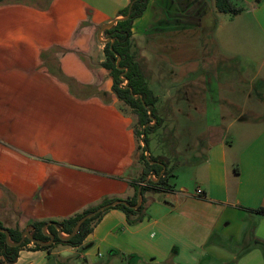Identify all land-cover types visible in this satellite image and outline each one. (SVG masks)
<instances>
[{"label":"crops","instance_id":"0c3cea01","mask_svg":"<svg viewBox=\"0 0 264 264\" xmlns=\"http://www.w3.org/2000/svg\"><path fill=\"white\" fill-rule=\"evenodd\" d=\"M232 2L242 9L237 15L219 12L215 0H150L134 21L133 41L166 23L181 31L203 27L212 34L214 57L238 61L250 92L259 95L264 93V0ZM129 3L52 0L47 7L7 0L0 5V222L6 228L30 232L35 220H62L106 197L134 195L131 183L145 168L138 159L137 118L123 111L112 93L110 71L87 66L78 53L88 50V36L97 27L121 17ZM213 17L205 26L200 22ZM210 59L188 83L186 124L176 119L173 130V118H164L152 134L161 142L163 131L168 141V149L151 150L149 143V154L169 158L173 188L145 195L144 220L129 225L124 212L109 209L82 245L37 250L31 243L14 264H264L258 243L264 242V214L254 211L264 208V121L238 124L236 119L223 126L226 98L219 79L210 75ZM219 63L224 62L212 69L218 73ZM49 68H60L76 92L94 85L112 101L71 93L69 83ZM166 102L158 109L162 117L174 114L179 103L173 92Z\"/></svg>","mask_w":264,"mask_h":264},{"label":"trees","instance_id":"16d2710c","mask_svg":"<svg viewBox=\"0 0 264 264\" xmlns=\"http://www.w3.org/2000/svg\"><path fill=\"white\" fill-rule=\"evenodd\" d=\"M7 0H0V5L6 3ZM52 0H48L47 7ZM150 0H130L132 4L131 14L128 19L118 20L116 25L111 29L106 30L103 34L108 43L104 44L103 52L104 59L101 66L110 71L112 78L111 91L115 97L121 102L123 111H130L137 116V126L134 129L135 137L139 142L138 159L144 161V174L139 180L131 183L135 193L131 198H120L116 196L106 197L96 205H92L68 218L62 220L51 221L48 225V234L44 233L43 228L48 223L47 221L35 220L30 226V233L34 239L40 240L42 243H33L34 248L39 250H50L53 246L61 244L64 246L78 247L82 245L84 240L92 233L95 224L100 221L103 215L109 209H118L125 213L129 225H136L144 220L146 217V197L147 193H160L171 191L172 186L169 184V177L171 170L169 168V158L166 156H153L150 153L149 158L146 152L149 151L150 137L149 135L155 133L165 122L164 117L159 114L157 103L159 101L158 95L150 88L147 81V74L145 67L140 60V55L133 46H136L133 41V24L134 21L143 16ZM129 3V5H130ZM129 5L122 9L120 16L125 17L129 10ZM216 8L219 12L231 13L233 15L239 14L242 9L234 5L232 0H215ZM44 57V53H43ZM118 58H121L119 68L117 67ZM61 80H64L69 85V91L78 96V92L83 93L86 97L90 95H98L105 103L112 101L111 96L100 90L94 85L79 86L76 92L71 85V82L66 78L61 69L58 68L54 72ZM137 96V97H136ZM80 97V96H79ZM151 112V114H149ZM155 122V123H153ZM144 135V137H143ZM142 143V144H140ZM144 144V145H143ZM151 173L157 176V180L147 179ZM141 188L142 205L138 209L127 207L124 204H117L96 216L86 220L79 228L77 233L69 238H63L61 233L69 236L80 218L84 215L96 210L98 207L110 204L114 201L120 200L134 206L138 201V190ZM264 214V208L254 210ZM2 229L9 231V240L7 235L2 232ZM61 230V233L59 232ZM54 236V241H51V236ZM23 237V232L19 229L6 228L0 222V264H14L18 258L22 247L31 244V240L25 238L20 246H15L11 243H18ZM264 247V242L258 241Z\"/></svg>","mask_w":264,"mask_h":264},{"label":"rangeland","instance_id":"374dc122","mask_svg":"<svg viewBox=\"0 0 264 264\" xmlns=\"http://www.w3.org/2000/svg\"><path fill=\"white\" fill-rule=\"evenodd\" d=\"M11 3L16 1H23L24 3H37L39 5H47L46 0H8ZM214 1V0H213ZM216 20L215 17L212 19H204L201 23L211 22ZM202 25V24H201ZM134 26V25H133ZM101 26L97 27L95 31L88 36L90 39L88 50L83 51V60L87 66L91 68L102 67L101 61H103L105 55L103 52L104 43L100 42L97 38V33ZM159 29L152 30L150 34H139L134 38V41H141V46H133L134 50L140 55V60L145 67L147 74V81L150 88L160 97L157 103V108H165L167 106L166 96L169 92H173L176 96L177 104L176 111L173 113L164 114V118H173V130L176 129V119H180L183 124H186V92L189 82L194 76L200 75L202 64L204 60H209V69L214 71L210 75L214 79H219L221 85V92L224 94L226 101V113L223 119V126L227 127L228 124L237 119L238 124H243L254 121L255 124L264 121V93L257 95L256 91L250 92L251 84L245 80L246 74L242 72L240 75V67L233 63L234 59L229 61H222L223 68L219 71L212 70L216 63L220 62L217 60L216 49L212 42V34H206L203 27H197L193 30H177L179 29L172 23H166L158 26ZM103 39H107L105 35H102ZM145 38V39H144ZM145 55V56H144ZM215 61L214 64L212 61ZM108 73V72H107ZM106 73V74H107ZM100 77V76H99ZM106 77H109V73ZM259 85V82L256 83ZM255 84V86H256ZM101 98V97H100ZM259 103L257 104V101ZM253 104H257L256 111L253 109ZM255 111L259 114H254ZM132 114L130 111H128ZM137 118L135 114H132ZM257 118V119H256ZM260 120V121H257ZM235 124V123H234ZM232 134V132H230ZM161 142H157L152 134L149 135L151 142L150 148L154 150L159 146L168 149L169 144L165 139L163 131H160ZM108 256V252L106 253Z\"/></svg>","mask_w":264,"mask_h":264},{"label":"water","instance_id":"95a60500","mask_svg":"<svg viewBox=\"0 0 264 264\" xmlns=\"http://www.w3.org/2000/svg\"><path fill=\"white\" fill-rule=\"evenodd\" d=\"M132 4H133V3H130L128 13H127V15H126L125 17H123V16L118 17V18H116L115 20H112L111 22H108V23H106V24H104V25H102V26L100 27V29H99V31H98V33H97V38H98V40H99L100 42H103L104 44L108 43L109 39H106V40H105V39L102 38L103 33H104L106 30L111 29L114 25H116V23H117L118 20H121V19H128V18L130 17ZM120 60H121V58H118V61H117V67H118V68H119ZM136 97H137V96H136ZM149 114H151V112H149ZM153 123H155V122H153ZM143 137H144V135H143ZM143 145H144V144H143ZM146 156H147V158H149V156H150L149 151L146 152ZM120 203L126 205L127 207H132L133 209H138V208L142 205L141 188L138 190V201H137V204H136V205L132 206V205L126 203L125 201H120V200L114 201V202H112V203H110V204L102 205V206L98 207L96 210H94V211H92V212H90V213L84 215L82 218H80V219L78 220V222L76 223L73 232H72L69 236H67V237L62 236V235H61V236H62L63 238H69V237H72L73 235H75V234L77 233V231L79 230L80 226H81L86 220H88V219H90V218L96 216V215L99 214L100 212H103V211H105L106 209H109V208H111V207H113V206H115V205H117V204H120ZM48 225H49V223H47V224L44 226V228H43V231H44V233H46V234H48V233H47ZM2 232H4V233L7 235V239L9 240V231H8L7 229H2ZM59 232L61 233V230H59ZM25 238H28L29 240H31L32 243L45 244V243H42V242H41L40 240H38V239H34L29 231H25V232H23V237H22V239H21L20 242H18V243H11V242H10V244L15 245V246H20V245L23 243V241H24ZM53 241H54V236L52 235V236H51V241L48 242V243H52Z\"/></svg>","mask_w":264,"mask_h":264},{"label":"built area","instance_id":"2783aa9c","mask_svg":"<svg viewBox=\"0 0 264 264\" xmlns=\"http://www.w3.org/2000/svg\"><path fill=\"white\" fill-rule=\"evenodd\" d=\"M147 179H148V180H149V179L156 180V179H157V176H156L155 174L151 173L150 175H148ZM197 193H198L199 195H202L203 191H202L201 189H198V190H197Z\"/></svg>","mask_w":264,"mask_h":264}]
</instances>
